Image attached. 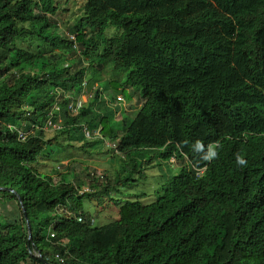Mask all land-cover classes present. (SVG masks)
Listing matches in <instances>:
<instances>
[{
	"label": "trees",
	"instance_id": "16d2710c",
	"mask_svg": "<svg viewBox=\"0 0 264 264\" xmlns=\"http://www.w3.org/2000/svg\"><path fill=\"white\" fill-rule=\"evenodd\" d=\"M58 11L57 0H0V188L14 190H0V207L18 206L0 210V264H45L38 253L48 264H264V0H86L69 38L52 23ZM109 27L119 32L106 37ZM26 40L39 52L19 47ZM68 53L88 68L70 73ZM111 67L93 92L88 79ZM108 89L115 102L130 89L143 100L120 136L115 113L100 111ZM82 92L94 97L73 114ZM23 125L26 141L10 127ZM48 130L85 147L99 131L129 157L131 175L99 196L146 179L158 160L189 167L153 203L115 200L119 217L94 227L84 201L97 192L38 168L57 141ZM210 146L217 156L205 160Z\"/></svg>",
	"mask_w": 264,
	"mask_h": 264
},
{
	"label": "rangeland",
	"instance_id": "374dc122",
	"mask_svg": "<svg viewBox=\"0 0 264 264\" xmlns=\"http://www.w3.org/2000/svg\"><path fill=\"white\" fill-rule=\"evenodd\" d=\"M85 1L86 0H57L59 11L52 17V23L56 28V32L64 37H68V34L69 36L72 34L70 33V29H72L73 25L83 15V5ZM116 32L119 31L113 27H109L105 35L111 38L114 37L113 35L116 34ZM36 44L37 42L34 40H26L22 42L19 47L30 50L32 53H37L40 48L37 47L38 45ZM57 52H61V50ZM69 53L65 55L67 58L65 64H71V60L77 62V60L81 58V56L79 57L77 54L71 55ZM81 62V65H69V72H76L80 67L88 68V61ZM111 71L112 67L106 70L104 75H101L102 79L106 80L105 82H102V79H88L90 86L92 87L94 85L95 89H93V92L97 89L100 90L101 86L104 88L108 80L112 79L113 76ZM104 91L107 95L104 97L105 99H110L114 92L109 89ZM128 92L132 95L131 101H124L121 106H112L109 101V104L100 107V111L102 112H104V109H109L115 113L118 136L123 133L125 127H127L130 121L137 115L143 104L139 92L132 89L128 90ZM20 128L24 130V125ZM96 134H99V132L97 131ZM45 136L47 140L56 138L57 141L53 147H48L41 156L38 163L39 170L42 173H47L52 176L55 182H59V180L65 176H69L70 178L77 177L74 181L81 193L88 189H91V193L97 192L95 197L85 199L84 201V211L91 215L94 227L106 225L119 217V210L115 205L117 203L115 200L133 199L142 193H146L147 198L143 200L146 201L144 203H153L163 194V186L171 175L182 166L189 167L187 159H172L170 162L158 160L146 167V179H138L137 181L131 182L134 177L132 175L130 176L132 178L130 180L131 183L129 181L128 183L124 182L123 186L120 188L118 187L119 189L111 191L108 195L99 196L102 191L101 186L103 188L105 183H107V179L113 184L116 181L117 173H121L124 178L131 175V171L129 168L126 169L125 166L129 157L115 156L107 144L102 143L101 139L100 141L92 140L94 145L85 147V142L67 140L66 136L54 130L46 131ZM110 141L111 140H108L109 143ZM65 144L67 147L63 148L61 145ZM103 177H105V179H102ZM135 178H137V176H135ZM0 210L6 215L13 212L15 214L18 213V206L15 201H9L6 206L0 207Z\"/></svg>",
	"mask_w": 264,
	"mask_h": 264
},
{
	"label": "built area",
	"instance_id": "2783aa9c",
	"mask_svg": "<svg viewBox=\"0 0 264 264\" xmlns=\"http://www.w3.org/2000/svg\"><path fill=\"white\" fill-rule=\"evenodd\" d=\"M84 86H86V82L84 83ZM89 98H92L91 95H89ZM86 97H84L83 99H78V98H72L69 105H68V109L71 113L73 114H77L84 106V102L86 101ZM119 101H122L123 99L121 97L118 98ZM59 109V108H57ZM50 125H52V123H49ZM12 129H15L18 133V137L19 140L21 141H26L28 138V134H26L23 130H19L16 127L10 126ZM85 132L86 134H88L89 136V132L88 129L85 128ZM79 221H82V218H79Z\"/></svg>",
	"mask_w": 264,
	"mask_h": 264
},
{
	"label": "bare ground",
	"instance_id": "6f19581e",
	"mask_svg": "<svg viewBox=\"0 0 264 264\" xmlns=\"http://www.w3.org/2000/svg\"><path fill=\"white\" fill-rule=\"evenodd\" d=\"M84 85V84H83ZM86 87H88L87 86V83H86ZM88 95H91L92 96V98L94 97L93 95H94V93H88V94H85L84 92H82V94H81V97L80 98H78V99H83L84 97H87V101H85L84 102V105H85V103H87L90 99H92V98H89V96ZM105 96H107V95H105ZM104 96V97H105ZM119 97H121L123 100L122 101H119L118 100V98ZM110 101V103L112 104V106H121L122 105V103L124 102V101H126L125 100V98H124V96L122 95V94H119L118 96H117V101L115 102V101H113L112 99H111V97H110V99H105L104 100V102H105V104L107 105V104H109L108 102ZM56 107L57 108H59V106L58 105H56ZM116 108V107H115ZM24 131V130H23ZM99 132V131H98ZM99 137H100V139L102 140V141H104V144H107V146L110 148V146L112 145V146H115V144H111V143H109L108 142V139L106 138V137H103L101 134H100V132H99V134H97ZM87 136H88V134H87ZM88 137H90V134H89V136ZM204 170H199V172H203ZM89 190V189H88ZM88 190H86V191H88ZM39 255H40V253H38Z\"/></svg>",
	"mask_w": 264,
	"mask_h": 264
},
{
	"label": "clouds",
	"instance_id": "9594fccd",
	"mask_svg": "<svg viewBox=\"0 0 264 264\" xmlns=\"http://www.w3.org/2000/svg\"><path fill=\"white\" fill-rule=\"evenodd\" d=\"M195 149L197 151H201L202 152L204 150V145L199 143V142H197L196 145H195ZM216 156H217L216 150L213 147L210 146L208 148L207 153L204 155L203 158L205 160H210V159L215 158ZM236 162H237L238 165H244L246 163L245 160L242 157H240V156H237Z\"/></svg>",
	"mask_w": 264,
	"mask_h": 264
},
{
	"label": "water",
	"instance_id": "95a60500",
	"mask_svg": "<svg viewBox=\"0 0 264 264\" xmlns=\"http://www.w3.org/2000/svg\"><path fill=\"white\" fill-rule=\"evenodd\" d=\"M1 191H10V192H14V190L12 189H4V188H0ZM23 213H24V217H25V220L27 222V225H28V230H29V238L31 239L32 238V230H31V225H30V222H29V218H28V215L26 214V211L25 209L23 208ZM36 257L42 262V263H45V264H48L47 261L43 258V256L40 254H37Z\"/></svg>",
	"mask_w": 264,
	"mask_h": 264
}]
</instances>
